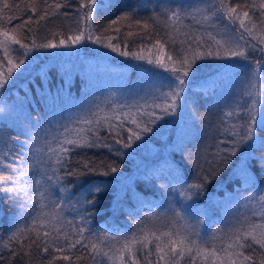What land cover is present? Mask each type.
I'll list each match as a JSON object with an SVG mask.
<instances>
[{
	"label": "trees",
	"instance_id": "obj_1",
	"mask_svg": "<svg viewBox=\"0 0 264 264\" xmlns=\"http://www.w3.org/2000/svg\"><path fill=\"white\" fill-rule=\"evenodd\" d=\"M174 1L98 0L100 8L94 15L92 24L99 35L108 27L111 20L124 13H133V20L148 21L149 17L155 15L163 18L165 12L173 10ZM2 2L3 0H0V3ZM7 2L10 6L16 5L5 10L6 15L13 17L11 22L5 25L7 29L14 26L18 28L21 23L31 18L32 23L25 24L23 29V35L27 37L24 42L29 45L33 38L37 43L46 42L47 39L58 42L62 37L67 38L70 29L77 28L78 0H58L65 7L61 8L56 16L47 17L39 23L36 21L40 9L44 6L43 0H35L36 13L25 7L32 0ZM47 2L52 3L53 0ZM230 2L241 4V9H238L241 11L247 10L243 5L251 3V0ZM203 6L204 2L200 0L187 11ZM183 23L190 25L194 33L216 31L214 28L201 27L192 19H185ZM216 23L220 24L222 29L224 25H228L229 30H232L233 26L228 24L227 20H218ZM149 24L148 29L135 24L129 28L127 22L120 21L113 25V29L119 28V32L111 30L105 35L113 36L112 42H120L122 49L123 41L126 40L127 50L130 52L138 51L143 46L145 54H148L150 49L157 50L153 45L159 40L165 45L164 51L173 54L175 58V53L181 48L180 41L184 37L177 34L175 43L170 42L166 35L167 29L159 23L153 24L149 21ZM184 30L181 28L182 32ZM129 31L132 32L130 36L127 35ZM56 33L60 35L57 36ZM259 47L261 45H258L255 51L249 50L248 60L239 57L230 59L234 66L228 69L223 68L227 65L221 62L223 60L199 61L198 65H201L199 71L189 79L193 83H189L184 95L182 93L184 99L179 102L180 107L177 108L176 115L166 116L152 124V132L144 134L131 148L124 149L109 137L108 142L113 149L111 151L107 148L77 150L72 154L73 161L88 159L100 165L101 171H107L106 165L111 164L117 167L118 171L107 176L90 174L81 177L79 182L69 177L70 190L67 196L58 189H52L53 194H59L57 198L52 196V199L60 200L65 197L66 201L74 203L78 189L85 187L89 181L102 184L101 192L94 197L97 203L91 208L94 215L89 218L91 234L94 237L105 238L106 248L116 241L130 237L137 231L138 226L147 225L153 230H168L171 226L168 221L173 216V210L181 212L185 218L179 224L197 225L199 219L197 227L201 239L209 242H213L214 237H223L245 218L258 223L256 213L259 204L256 197L264 194V165L261 163L264 161V128H258L254 142L249 141L241 145L237 155L229 157L228 162L223 164L214 162L218 159L214 153L217 151L215 145L218 139L226 138L222 135V129L227 126L229 118H226L224 113L239 107L243 114L244 107L250 102L251 98L245 93L252 79V62L258 60L264 65V53L259 51ZM11 55L16 57L19 52H13ZM139 66L152 68L145 61L119 56L91 41L73 45L71 48L33 49L28 53L24 65L13 72L12 78L0 91V97L4 94L10 97L9 104L12 108H0L2 109L0 117H18L20 114H26L47 121L55 113L58 120L63 119L62 122H67L75 115L90 110L96 111L97 106L105 113H110L117 105L138 101L143 103L145 98L149 100L152 98L151 93L157 90L167 91L166 86L161 89L160 85L167 84L166 78H169V73L166 72L167 76L163 75L161 73L163 70L158 69L152 73L141 71L138 74ZM248 70L244 81L237 83L240 74ZM16 78L20 79L21 86L11 93L14 87L11 81ZM206 79L212 81L213 88L205 87ZM38 85L44 86L47 91L42 98L31 96ZM211 94H216L217 97L209 102ZM231 119L236 122L235 118ZM261 123H264V120H261ZM17 128L9 125L7 121L0 120V175L4 177L12 175V170L20 167L25 161V157L21 156L22 151L30 157L28 150L22 148L19 143L25 136L22 135V130ZM100 134L108 136L106 129ZM124 136L126 137L127 133H124ZM225 146L231 147L221 145ZM116 148H120L124 155H116ZM26 163L32 166L29 176L33 181L35 174H44L45 166L39 163V154L36 159L28 158ZM205 175L209 176V180L204 182L203 190L199 193L192 190V199H186L185 190L188 186L201 182L200 178ZM121 186L124 187L117 191ZM30 195L37 203L26 201L25 207L24 204L12 200L9 193L0 191V264H49L53 256L62 255L54 252L51 247L47 253L43 252L39 241L29 248L30 240H25L23 250L15 241L7 248L3 247L17 227L31 223L34 213L30 210L39 211V196L34 189ZM125 198H127L125 204L131 208L127 214L123 210L125 205L122 201ZM143 203L144 208L138 209L137 205ZM69 207L70 205L66 204L64 210L70 216L68 220L78 223L76 213L70 211ZM248 208H251L250 212ZM24 209L28 210L25 214L22 212ZM138 211L142 214L139 218L136 217ZM10 215H13L14 220L11 221ZM70 229V225L65 226V230ZM244 252L246 255H254L256 259L264 255V249L258 245L245 248ZM71 255L72 261L60 259L55 260L54 264H102V261L103 264H108L106 258L95 256L89 248H82L80 245L71 250ZM137 255L138 258H142L143 252H138ZM76 257L80 259L76 260ZM186 261L187 256L181 264H186ZM141 264H145L143 259ZM197 264H201L199 259Z\"/></svg>",
	"mask_w": 264,
	"mask_h": 264
},
{
	"label": "snow or ice",
	"instance_id": "obj_2",
	"mask_svg": "<svg viewBox=\"0 0 264 264\" xmlns=\"http://www.w3.org/2000/svg\"><path fill=\"white\" fill-rule=\"evenodd\" d=\"M203 2V7H194L192 11L169 10L164 13L163 18L155 15L149 17L148 21L133 20V13H124L111 20L108 27L97 35L92 21L100 8V3L98 0H78L77 28L70 29L66 39L62 37L58 42L47 39L46 42L37 43L33 38L30 45L24 42L27 37L23 35V29L25 24L32 23L31 18L21 23L18 28L14 26L7 29L5 25L10 23L13 17L6 15L5 10L16 5L10 6L7 0L0 3V18H2L0 19V53H2L0 91L12 78L13 72L24 65L28 53L33 49L71 48L86 41L108 48L119 56L145 61L169 73L167 84L160 85L161 89L166 86L167 91L157 90L151 93L150 100L145 98L143 103L138 101L117 105L110 113H105L97 106L96 111L90 110L75 115L67 122L58 120L55 113L47 121L41 119L34 122L27 118L31 128L23 129L22 135L25 139L19 143L22 148L28 150L30 157L22 151L21 156L25 157V161L21 166L13 169L12 175L8 177L0 175V191L9 193L12 200L27 207L26 201L37 203V200L30 195L34 189L39 196V211L30 210L34 213L31 223L17 227L3 247L7 248L15 241L23 250L25 240H30L29 248L39 241L43 252L47 253L51 247L54 252L62 254L53 256L49 264H54L55 260L60 259L72 261L71 250L77 245L89 248L95 256L106 258L108 264H141V259L145 264H181L186 256V264H197L198 259L201 264H264V255L256 259L254 255H246L244 252L245 248H252L253 245L264 249V194L256 197L259 204L256 213L258 223L245 218L223 237H214L213 242L201 239L197 227L200 223L199 219L197 225L179 224L185 218L181 212L173 210V216L168 221L171 225L168 230H153L147 225L138 226L137 231L130 237L116 241L107 248L104 246L105 238L94 237L91 234L89 218L94 215L91 208L97 203L94 197L101 192L102 184L89 181L85 187L78 189L74 203L70 200L52 199V189H58L67 196L70 190L69 177L79 182L81 177L90 174L107 176L116 173L118 168L111 164L106 165L107 171H101L100 165L88 159L73 161L72 154L79 149L107 148L111 151L113 149L108 142L109 137L122 148H131L135 141L143 138L144 134L152 132V124L163 120L166 116H175L177 108L180 107L179 102L184 99L182 93L188 87L190 75L195 76L199 71V61L230 60L237 57L248 60L249 50H257L258 45H261L259 51L264 53V0H251V3L243 5L247 10L241 11L238 9H241L242 5L232 4L230 0H203ZM43 4L36 23L47 17L56 16L59 10L65 7L58 0H53L52 3L43 0ZM25 7L32 13L37 12L35 0ZM253 9L257 11H252ZM185 19L195 20L201 27L214 28L216 31L194 33L190 25L183 23ZM218 20H227L228 24L233 26L232 30H229L228 25H224L222 29L221 25L216 23ZM120 21L127 22L129 28L135 24L143 29L150 27L149 21L153 24L159 23L167 29L168 41L175 43L177 34L184 37L180 41L181 48L175 53V58L173 54H167V62L164 59L165 45L159 40L153 45L157 48L155 55L151 54V50L145 54L143 46L138 51H128L126 40L123 41L122 49L120 42H112L113 36L105 35L111 30L119 32V28L113 29V25H117ZM181 28L185 30L182 32ZM127 35H132V32L129 31ZM13 52H19V55L13 57L11 55ZM252 63V79L245 93L251 98L250 102L244 107L243 114L239 107L224 113L229 120L227 126L222 129V135L226 138L218 139L215 145L217 151L214 156L218 159L214 162L218 164L228 162L229 157H235L241 145L249 141L254 142L257 129L264 128V123H261V120H264V65L258 60ZM258 82L261 85L259 87ZM231 118H235L236 122ZM105 129L108 136H101V131ZM34 130H36L35 134H33ZM124 133H127L126 137ZM221 145H231V147H221ZM115 153L118 156L124 155L120 148H116ZM37 154H39V163L45 166V171L42 180L34 183L29 176L32 166L27 165L26 161L28 158L36 159ZM261 163L264 165V161ZM200 180L201 182L193 183L185 190L186 199H192V190L196 193L202 191L204 182L209 180V176H202ZM66 204L70 205V211L76 213L78 223L68 220L64 215ZM66 225H70L71 229L65 230ZM111 239L115 240V238ZM215 241H223V243L217 244ZM138 252H143L142 258H138ZM79 259L80 257H76V260Z\"/></svg>",
	"mask_w": 264,
	"mask_h": 264
},
{
	"label": "rangeland",
	"instance_id": "obj_3",
	"mask_svg": "<svg viewBox=\"0 0 264 264\" xmlns=\"http://www.w3.org/2000/svg\"><path fill=\"white\" fill-rule=\"evenodd\" d=\"M200 0H175L174 1V8H173V10L174 9H177V7H179V9H182V10H184V11H187V10H189L191 7L190 6H194V5H196L198 2H199ZM203 1V0H202ZM108 2V1H107ZM151 50V54L152 55H155L156 54V52H157V50H154V49H150ZM149 52V51H148ZM165 53H166V51H164ZM167 54V53H166ZM164 59H165V62H167V55H165V57H164ZM95 60H99V59H95ZM221 62H223V63H226L227 64V66L225 65L223 68H230V67H233L234 66V62L232 61V60H223V61H221ZM140 63V62H139ZM149 65V64H148ZM149 66H151L152 68L151 69H149L148 67H144V66H142V68L139 66V68L140 69H138V74H140L141 73V71H147V72H150V73H152L154 70H158V69H160V68H156V67H154L153 65H149ZM199 66H201V65H199ZM202 68V67H201ZM249 72V70L248 71H246L245 73H241L240 74V76L238 77V82L237 83H240V82H243L244 81V79H245V77L247 76V73ZM163 73H164V75H166L167 76V73L165 72V71H163ZM165 78V77H164ZM243 78V79H242ZM166 79H168V77L166 78ZM189 79H192V76L191 77H189ZM12 82V84L15 86V87H19L20 88V86H21V83H19L20 82V79L19 78H16V79H14V80H12L11 81ZM167 83V82H166ZM189 83H193V82H190L189 81ZM205 83H212V81L211 80H209V79H206L205 80ZM259 83V82H258ZM185 91H186V89H185ZM45 93H47V91H46V89L44 88V86H40V85H38V86H36L35 87V89L33 90V92H32V94H31V96H36V97H38V98H42L43 97V95L45 94ZM185 93V92H184ZM184 93H183V95H184ZM215 97H217V95L216 94H211L210 96H209V98H208V101L209 102H211V100L212 99H214ZM37 117V116H36ZM35 116H30V115H26V114H20V116H18V117H12V116H8V118H5V117H0V120L1 121H3V122H6L7 121V123L9 124V125H11V126H15L16 128L17 127H19V130L21 131H23V129H25V128H31V125L29 124V122H28V119L27 118H30L32 121H39V120H41V119H44V118H41V119H39L38 117L36 118ZM36 119H38V120H36ZM61 120H63V119H61ZM18 129V128H17ZM35 131L36 130H34L33 131V134H35ZM43 135V134H42ZM41 139H42V136H41ZM43 175L44 174H42V173H37V174H35V176H34V183H36V182H40L41 180H42V178H43ZM38 186V185H37ZM122 187H124V186H121V188H118V190L117 191H120L121 189H122ZM125 189V188H124ZM126 191H127V189H126ZM53 193V192H52ZM57 195H59V194H57ZM56 194H53L52 196L54 197V198H57L58 196H57ZM127 196V195H126ZM127 197H129V196H127ZM38 199H39V197H38ZM63 200H66L65 199V197H63L62 198ZM126 199L127 198H125V200H123L122 202H123V204L125 205V206H123V210H124V213L125 214H127L130 210H131V208H130V206L129 205H126L125 204V202H126ZM136 199V198H135ZM144 206V203L143 204H140V205H137V207H138V209L139 208H144L143 207ZM25 211H23L22 210V212L25 214V212L27 213L28 212V210L26 211V209H24ZM248 210H249V212H250V210H251V208H248ZM64 215L66 216V215H68V213L65 211L64 212ZM142 214H140V212L138 211L137 212V215H136V217L137 218H139L140 216H141ZM27 216V215H26ZM69 216V215H68ZM10 219H11V221L12 220H14V217H13V215H10ZM67 219H70V216H69V218H67Z\"/></svg>",
	"mask_w": 264,
	"mask_h": 264
}]
</instances>
